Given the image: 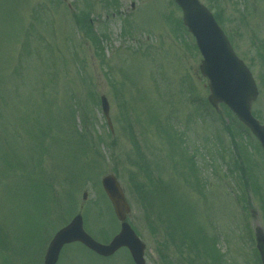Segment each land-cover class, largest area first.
Here are the masks:
<instances>
[{
	"label": "rangeland",
	"instance_id": "374dc122",
	"mask_svg": "<svg viewBox=\"0 0 264 264\" xmlns=\"http://www.w3.org/2000/svg\"><path fill=\"white\" fill-rule=\"evenodd\" d=\"M201 1L214 5L252 72L259 93L251 110L264 125V66L251 44L264 39V0ZM112 4L0 0V264H42L53 233L77 212L95 240L111 238L119 223L100 184L110 173L131 206L127 221L145 244L146 264H209L188 249L192 239L202 253L201 229L222 264H260L254 235L264 233V155L257 140L249 133L231 142L233 117L207 103L201 56L178 29L173 0ZM76 13L90 17L92 30L75 24ZM169 122L195 155L202 195L170 143ZM56 264L133 263L126 249L106 259L72 243Z\"/></svg>",
	"mask_w": 264,
	"mask_h": 264
},
{
	"label": "water",
	"instance_id": "95a60500",
	"mask_svg": "<svg viewBox=\"0 0 264 264\" xmlns=\"http://www.w3.org/2000/svg\"><path fill=\"white\" fill-rule=\"evenodd\" d=\"M176 1L182 7L184 23L188 25L196 37L204 58L200 69L210 80L209 102L212 105L218 101L225 102L257 136L264 149V127L260 126L250 113V102L255 99L257 89L248 69L234 55L226 37L216 26L210 13L199 4L198 0ZM101 101L103 112L108 123H110L105 97H101ZM101 183L117 219L121 222L119 233L108 244L98 243L83 230L82 217L77 214L69 224L55 233L46 249L43 264H55L62 247L74 241L81 242L101 256H110L119 248L126 247L135 264H145L143 258L145 245L125 221L129 212V205L123 189L113 175L104 176ZM256 242L261 262L264 264L263 235H258Z\"/></svg>",
	"mask_w": 264,
	"mask_h": 264
},
{
	"label": "trees",
	"instance_id": "16d2710c",
	"mask_svg": "<svg viewBox=\"0 0 264 264\" xmlns=\"http://www.w3.org/2000/svg\"><path fill=\"white\" fill-rule=\"evenodd\" d=\"M117 1L116 0H113V4H112V6H113V8H115L116 6H117ZM215 16H216V18L218 19L219 18V14L218 13H215ZM75 17V21H76V23L80 26V27H83V26H87L88 27V30H92V27H91V22H90V20H89V16L87 15H85V16H83V17H81V16H79V15H75L74 16ZM220 21V20H219ZM84 24V25H83ZM84 28V27H83ZM229 113V112H228ZM230 114V113H229ZM230 130V129H229ZM233 131V130H232ZM234 134V132L231 134V135H233ZM139 165H141L140 163H139ZM164 192H162V194H163ZM156 195H157V201L159 200V195H160V192L158 191V189H156ZM153 197V194H151V196L149 195V198H148V200L149 199H151ZM161 197H162V201H163V195H161ZM150 202H151V200H150ZM159 203V202H158ZM169 230H170V234L171 235H174V228L172 227V228H169ZM198 241H195V240H192V239H190V240H188V249L189 250H193L198 256H202V254H203V262H205L210 256H211V254H213V252L215 253L216 251H215V248H214V246L213 245H210V246H205L204 244H202V246H203V248H202V253H200V252H198V249H197V246L195 247L194 245H195V243H197ZM183 243V242H182ZM211 257H213L214 258V260H213V262L212 261H210V263L209 264H216V260L218 259V257H217V252H216V256H214V254H213V256H211Z\"/></svg>",
	"mask_w": 264,
	"mask_h": 264
}]
</instances>
